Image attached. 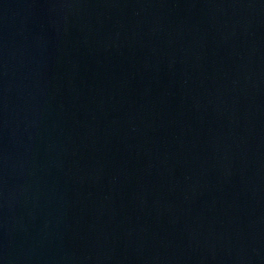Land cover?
<instances>
[{
	"label": "water",
	"instance_id": "95a60500",
	"mask_svg": "<svg viewBox=\"0 0 264 264\" xmlns=\"http://www.w3.org/2000/svg\"><path fill=\"white\" fill-rule=\"evenodd\" d=\"M0 264H264V0H0Z\"/></svg>",
	"mask_w": 264,
	"mask_h": 264
}]
</instances>
